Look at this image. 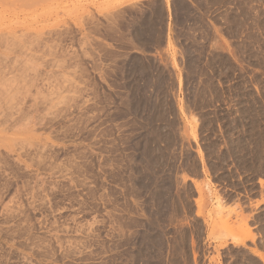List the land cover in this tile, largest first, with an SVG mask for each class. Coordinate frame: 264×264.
Segmentation results:
<instances>
[{
  "label": "rangeland",
  "instance_id": "374dc122",
  "mask_svg": "<svg viewBox=\"0 0 264 264\" xmlns=\"http://www.w3.org/2000/svg\"><path fill=\"white\" fill-rule=\"evenodd\" d=\"M258 181L264 0H0V264H261Z\"/></svg>",
  "mask_w": 264,
  "mask_h": 264
},
{
  "label": "crops",
  "instance_id": "0c3cea01",
  "mask_svg": "<svg viewBox=\"0 0 264 264\" xmlns=\"http://www.w3.org/2000/svg\"><path fill=\"white\" fill-rule=\"evenodd\" d=\"M258 193L256 196L249 198L248 203L244 204L234 196L225 194L224 207L227 210L230 208L232 211L239 212L242 209L244 215H248V227L251 229L252 237L239 242L240 246L246 247L248 251L256 258L261 264H264V218L258 221L257 216L264 214V184L257 182ZM236 216L233 213L232 219ZM226 244H233L231 240H227ZM211 246H215L212 244Z\"/></svg>",
  "mask_w": 264,
  "mask_h": 264
},
{
  "label": "bare ground",
  "instance_id": "6f19581e",
  "mask_svg": "<svg viewBox=\"0 0 264 264\" xmlns=\"http://www.w3.org/2000/svg\"><path fill=\"white\" fill-rule=\"evenodd\" d=\"M177 2V1H176ZM149 28H153V26H152V24L150 23V22H148V20H147V18H145L135 29H134V33L136 34V36H138V40H136V42L139 44V45H141V46H146V44H144L145 43V38L143 37L144 36V34H145V32L149 29ZM133 57L135 56V55H132ZM133 59V58H132ZM129 63H131L132 65L133 64H136V63H134V62H129ZM146 75V74H145ZM136 109V108H135ZM146 151H148V150H146ZM146 154H148L147 152H146ZM157 191V190H156ZM158 193V192H157ZM159 194V193H158ZM157 194V195H158ZM154 195V194H153ZM153 195H152V197H153ZM161 197V196H160ZM162 199V198H161ZM155 201L157 202V199L155 198ZM163 205V204H162Z\"/></svg>",
  "mask_w": 264,
  "mask_h": 264
}]
</instances>
